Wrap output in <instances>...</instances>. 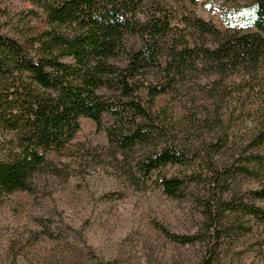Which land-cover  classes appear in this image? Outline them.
I'll use <instances>...</instances> for the list:
<instances>
[{"label":"rangeland","instance_id":"1","mask_svg":"<svg viewBox=\"0 0 264 264\" xmlns=\"http://www.w3.org/2000/svg\"><path fill=\"white\" fill-rule=\"evenodd\" d=\"M245 2L160 0L144 11L160 7L171 16V25L181 29L183 18H197L221 33L243 34L255 31L243 19ZM46 27L43 13L26 0H0V33L25 42ZM184 35L190 45L215 47L210 36ZM126 44L136 48L141 43L133 37ZM263 74L264 60L257 77L243 78V72L236 71L224 81L210 65H198L153 100L150 107L165 136L160 143L167 140L188 159L183 165L159 169L139 189L130 185L126 167L107 151L104 129L113 118L105 114L100 131L91 120L80 118L70 151L49 156L62 168L60 176H37L31 192L0 199V264L197 263L203 252L200 244L173 242L162 229L193 236L202 226L203 202L213 192L215 198L231 194L249 201L248 192L264 185V144L255 145L264 123ZM159 77V69L153 67L141 82L155 85ZM99 92L107 98L118 94L116 89ZM138 94L146 106L145 93ZM214 144L220 148H213ZM82 145L90 151H78ZM149 150L134 149L129 156L132 164ZM210 168L228 172L214 191L203 181ZM162 177L186 179L180 198L162 192L156 182ZM240 224L250 231L224 239L218 264H264L263 226L249 217Z\"/></svg>","mask_w":264,"mask_h":264},{"label":"trees","instance_id":"2","mask_svg":"<svg viewBox=\"0 0 264 264\" xmlns=\"http://www.w3.org/2000/svg\"><path fill=\"white\" fill-rule=\"evenodd\" d=\"M26 1L43 13L47 27L25 42L0 33V199L31 192L37 176H60L62 168L49 156L70 151L80 118L91 120L100 131L105 114L113 118L104 129L110 158L126 167L130 185L145 187L159 169L188 159L167 140L160 143L165 136L151 110L153 100L198 65H210L224 81L236 71H242L243 78L257 77L264 60V0H246L243 19L255 31L243 34L221 33L197 18H183V29L172 26L162 8L144 11L160 0ZM186 32L212 37L215 47L190 45ZM133 37L141 44L129 48L126 41ZM153 67L160 77L155 85H145L141 80ZM260 81L264 91V74ZM101 89H116L118 94L107 98ZM142 91L146 106L138 94ZM262 113L264 117V107ZM262 144L264 123L255 138V145ZM77 148L90 151L83 145ZM136 148L151 150L132 164L129 156ZM236 171L251 173L247 168ZM208 172L203 181L211 191L228 175L217 168ZM156 182L172 199L180 198L187 184L176 177ZM248 195L246 201L231 194L215 198L213 192L203 202L202 226L196 234L162 232L181 245L200 244L203 252L195 264H218L224 239L250 231L240 220L249 217L264 228V207L257 205L264 204V185Z\"/></svg>","mask_w":264,"mask_h":264}]
</instances>
